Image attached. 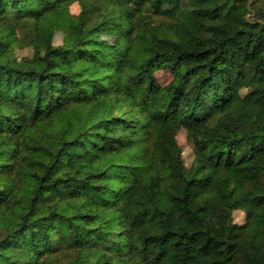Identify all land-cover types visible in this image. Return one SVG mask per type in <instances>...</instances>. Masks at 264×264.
Masks as SVG:
<instances>
[{
    "label": "trees",
    "instance_id": "obj_1",
    "mask_svg": "<svg viewBox=\"0 0 264 264\" xmlns=\"http://www.w3.org/2000/svg\"><path fill=\"white\" fill-rule=\"evenodd\" d=\"M0 264H264V0H0Z\"/></svg>",
    "mask_w": 264,
    "mask_h": 264
},
{
    "label": "rangeland",
    "instance_id": "obj_2",
    "mask_svg": "<svg viewBox=\"0 0 264 264\" xmlns=\"http://www.w3.org/2000/svg\"><path fill=\"white\" fill-rule=\"evenodd\" d=\"M81 10V6L78 2L74 3L71 6V11L73 13H78ZM67 32L65 28H60L57 30V34L55 37V41L57 43L62 41L63 35ZM31 51L30 49H24V50H19L18 54L23 55V54H29ZM157 78L160 83L166 84L172 79L171 73H169L166 70L158 71L156 73ZM178 142L181 144L182 149H183V158L185 161V164L189 166L193 160L194 154H193V148L192 145L187 137L186 131L183 129L179 131L177 135ZM234 220L237 223H243L245 220V213L241 210H235L234 211Z\"/></svg>",
    "mask_w": 264,
    "mask_h": 264
}]
</instances>
